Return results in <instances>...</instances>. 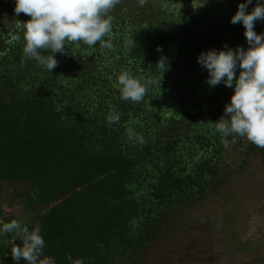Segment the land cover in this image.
Instances as JSON below:
<instances>
[{
    "label": "trees",
    "instance_id": "obj_1",
    "mask_svg": "<svg viewBox=\"0 0 264 264\" xmlns=\"http://www.w3.org/2000/svg\"><path fill=\"white\" fill-rule=\"evenodd\" d=\"M14 9L0 16V187H23L0 196V228L32 211L36 220L20 222L41 229L44 255L56 264H131L176 213L227 182L232 160L215 121L234 87L209 86L197 57L225 45L248 47L243 24L231 23L238 7L175 13L162 0L143 7L121 0L111 13L114 51L70 45L69 54H56L53 72L23 61L17 25L30 17ZM255 30L264 32V22ZM128 38L136 41L131 51ZM162 56L169 67L161 87L150 86L138 104L121 100L118 75L159 78ZM113 109L120 122L110 125ZM228 140L242 153L239 168L253 153L264 166V149ZM13 237L0 241V264H16Z\"/></svg>",
    "mask_w": 264,
    "mask_h": 264
},
{
    "label": "clouds",
    "instance_id": "obj_2",
    "mask_svg": "<svg viewBox=\"0 0 264 264\" xmlns=\"http://www.w3.org/2000/svg\"><path fill=\"white\" fill-rule=\"evenodd\" d=\"M120 3L121 0H16L15 15L18 17L23 13L30 17L17 25L23 30V61L35 60L53 72L59 64L56 54H69L66 49L70 45L83 44L89 48L98 45L101 50L114 51V17L111 13ZM146 3L147 0H139L141 7ZM250 4L252 0L241 2L231 17L232 24H243L248 47L225 45L223 49L201 52L197 57L198 63L209 73V86L223 83L226 87H234L224 115L215 121V131L222 137L225 148L230 146L228 137H240L264 149V32L255 30L257 21L264 22V3L257 0L255 7L248 11ZM135 46L134 38L124 42L129 51ZM156 65L161 73L159 78L136 76L131 70L122 71L116 85L120 99L138 104L143 102L150 86L161 87L164 72L169 67L167 58L162 56ZM107 121L110 125L119 123L120 113L113 109ZM128 134L129 138L136 135L131 128ZM0 231L14 234L11 255L16 264L21 260L26 264H56L53 257L44 255L45 239L39 227L29 230L13 219L4 223ZM16 238L22 240V245L15 243ZM68 259H72L71 256ZM75 264L83 262L76 261Z\"/></svg>",
    "mask_w": 264,
    "mask_h": 264
},
{
    "label": "rangeland",
    "instance_id": "obj_3",
    "mask_svg": "<svg viewBox=\"0 0 264 264\" xmlns=\"http://www.w3.org/2000/svg\"><path fill=\"white\" fill-rule=\"evenodd\" d=\"M162 2L175 13L200 7L226 12L245 0ZM256 3L252 0L249 7ZM15 4L16 0H0V16L10 14ZM229 145L226 152L232 165L225 185L176 213L160 237L131 264H264V166L260 154L253 153L246 157L247 165L239 168L242 153L235 142ZM18 187L23 186L3 182L0 196L13 194ZM31 219H37L35 212L15 218L19 222ZM8 235L0 231V241Z\"/></svg>",
    "mask_w": 264,
    "mask_h": 264
}]
</instances>
